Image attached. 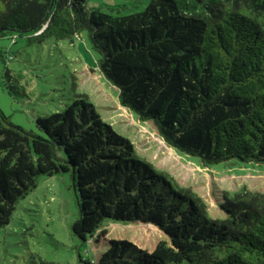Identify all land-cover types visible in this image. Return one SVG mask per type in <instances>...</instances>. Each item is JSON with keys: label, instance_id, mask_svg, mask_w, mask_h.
Masks as SVG:
<instances>
[{"label": "trees", "instance_id": "trees-1", "mask_svg": "<svg viewBox=\"0 0 264 264\" xmlns=\"http://www.w3.org/2000/svg\"><path fill=\"white\" fill-rule=\"evenodd\" d=\"M82 30L120 104L169 146L204 164L264 163V0H149L125 14L87 0H0V37ZM34 122L37 132L0 109V227L40 175L69 173L72 231L98 251L82 264H264V192H225L212 217L82 94ZM105 218L145 232L111 236Z\"/></svg>", "mask_w": 264, "mask_h": 264}, {"label": "rangeland", "instance_id": "rangeland-1", "mask_svg": "<svg viewBox=\"0 0 264 264\" xmlns=\"http://www.w3.org/2000/svg\"><path fill=\"white\" fill-rule=\"evenodd\" d=\"M148 1L87 0V6L125 14L143 9ZM0 49L7 56L0 58V109L13 123L37 132V115L62 110L72 97L82 94L105 121L133 142L138 156L171 175L179 187L197 193L212 217L223 215L218 201L224 200L225 192H264V163L230 158L204 164L199 156L169 146L152 121L139 120L120 104L118 87L101 73L99 54L86 30L44 41L4 36ZM71 183L69 173L37 178L36 186L17 201L10 221L0 227V264H82L80 258L97 254L88 238L83 240L72 231L78 209ZM110 225L126 226L113 229ZM107 226L111 236L145 232L140 226L134 231L126 222L105 218L99 228Z\"/></svg>", "mask_w": 264, "mask_h": 264}]
</instances>
